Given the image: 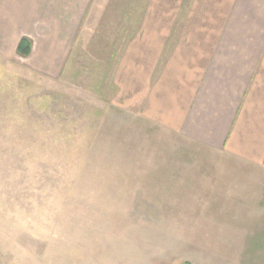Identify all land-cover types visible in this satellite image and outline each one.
<instances>
[{
  "label": "rangeland",
  "instance_id": "rangeland-1",
  "mask_svg": "<svg viewBox=\"0 0 264 264\" xmlns=\"http://www.w3.org/2000/svg\"><path fill=\"white\" fill-rule=\"evenodd\" d=\"M146 2L92 0L56 78L0 54V264H264L256 169L114 102Z\"/></svg>",
  "mask_w": 264,
  "mask_h": 264
},
{
  "label": "crops",
  "instance_id": "crops-1",
  "mask_svg": "<svg viewBox=\"0 0 264 264\" xmlns=\"http://www.w3.org/2000/svg\"><path fill=\"white\" fill-rule=\"evenodd\" d=\"M91 2L0 0V54L58 77ZM135 16L112 70L114 102L256 169L241 171L264 192V0H147ZM23 37L27 56L16 51ZM258 202L264 217V194Z\"/></svg>",
  "mask_w": 264,
  "mask_h": 264
},
{
  "label": "trees",
  "instance_id": "trees-1",
  "mask_svg": "<svg viewBox=\"0 0 264 264\" xmlns=\"http://www.w3.org/2000/svg\"><path fill=\"white\" fill-rule=\"evenodd\" d=\"M31 49V43L30 40L26 37H23L20 39L16 51L20 56H27L30 53ZM182 264H188V263H182Z\"/></svg>",
  "mask_w": 264,
  "mask_h": 264
}]
</instances>
